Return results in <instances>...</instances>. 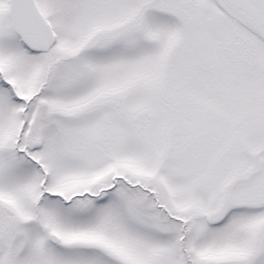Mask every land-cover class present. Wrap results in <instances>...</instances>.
Instances as JSON below:
<instances>
[{
    "label": "snow or ice",
    "instance_id": "snow-or-ice-1",
    "mask_svg": "<svg viewBox=\"0 0 264 264\" xmlns=\"http://www.w3.org/2000/svg\"><path fill=\"white\" fill-rule=\"evenodd\" d=\"M0 264H264V0H0Z\"/></svg>",
    "mask_w": 264,
    "mask_h": 264
}]
</instances>
